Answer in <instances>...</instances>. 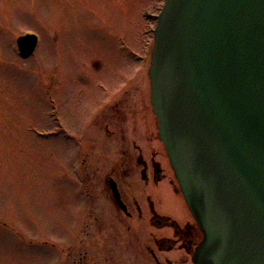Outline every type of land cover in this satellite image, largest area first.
I'll list each match as a JSON object with an SVG mask.
<instances>
[{"label": "rangeland", "instance_id": "1", "mask_svg": "<svg viewBox=\"0 0 264 264\" xmlns=\"http://www.w3.org/2000/svg\"><path fill=\"white\" fill-rule=\"evenodd\" d=\"M163 1L0 0V264H80L72 254L93 243L94 212L88 201L79 208L72 137L133 76L114 100H148L142 58L149 66ZM28 32L39 40L22 58L16 40ZM86 139L102 162L113 159L115 140L98 127Z\"/></svg>", "mask_w": 264, "mask_h": 264}, {"label": "water", "instance_id": "2", "mask_svg": "<svg viewBox=\"0 0 264 264\" xmlns=\"http://www.w3.org/2000/svg\"><path fill=\"white\" fill-rule=\"evenodd\" d=\"M150 102L203 239L195 264H264V0H164ZM37 37L20 36L23 57Z\"/></svg>", "mask_w": 264, "mask_h": 264}, {"label": "flooded vegetation", "instance_id": "3", "mask_svg": "<svg viewBox=\"0 0 264 264\" xmlns=\"http://www.w3.org/2000/svg\"><path fill=\"white\" fill-rule=\"evenodd\" d=\"M147 66L144 63L148 76ZM135 78L117 90L113 100L85 114L77 136L72 137V129L66 131L68 138L77 140V189L84 200L80 211L85 212L88 201L94 212L89 216L94 225L93 243L81 241L83 252L72 255L80 258V264L91 259L90 264H195L193 258L203 233L182 202L159 139L150 104L149 76L148 100L137 98L124 108L121 101L114 100ZM92 126L98 127L106 140H115L113 159L102 162L91 151L95 145H88L86 133ZM91 178L96 182L93 191L88 187ZM166 196L171 199L168 205ZM73 247L69 245L67 250L71 253Z\"/></svg>", "mask_w": 264, "mask_h": 264}]
</instances>
